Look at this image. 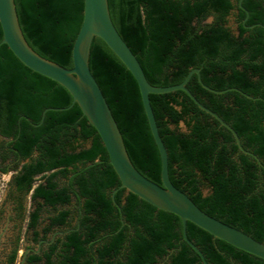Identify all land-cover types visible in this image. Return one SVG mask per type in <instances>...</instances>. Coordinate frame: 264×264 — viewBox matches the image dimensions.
Returning a JSON list of instances; mask_svg holds the SVG:
<instances>
[{
	"label": "trees",
	"instance_id": "trees-1",
	"mask_svg": "<svg viewBox=\"0 0 264 264\" xmlns=\"http://www.w3.org/2000/svg\"><path fill=\"white\" fill-rule=\"evenodd\" d=\"M27 45L41 58L72 68V45L83 0H13ZM107 0L110 20L152 86H186L218 114L255 154L262 167L238 151L233 137L197 108L183 91L149 95L168 154V176L209 216L264 244V0ZM233 15L236 33L226 26ZM212 18L210 23L206 19ZM2 32L0 28V42ZM89 70L97 82L133 167L161 185L160 160L138 87L121 61L93 38ZM61 85L25 67L0 45V172L16 160L14 181L33 203L50 207L49 229L65 232L44 253L47 264H202L182 239L181 220L119 188L95 129ZM70 106V107H69ZM69 107V108H68ZM46 108H67L47 110ZM179 123L185 131L178 130ZM63 180V182H60ZM208 192L203 193L202 189ZM117 189L111 198L112 191ZM41 205L38 206V208ZM60 209V210H59ZM38 210L31 225L38 220ZM187 238L207 264H264V260L213 238L192 223Z\"/></svg>",
	"mask_w": 264,
	"mask_h": 264
},
{
	"label": "water",
	"instance_id": "water-1",
	"mask_svg": "<svg viewBox=\"0 0 264 264\" xmlns=\"http://www.w3.org/2000/svg\"><path fill=\"white\" fill-rule=\"evenodd\" d=\"M241 3L242 0H237L238 8L246 14L243 20L244 23L248 13ZM254 26L264 27L261 24L244 27L252 28ZM0 28L2 32L0 45H6L10 52L25 67L34 73L55 81L70 93L72 97L70 106L77 104L82 115L98 134L107 153L108 163L119 180L118 189L123 188L126 192L136 195L139 199L156 209L179 217L181 220L182 239L199 256L202 264H207L204 256L186 236L187 222L192 223L215 239H219L236 249L264 260L263 243L258 242L241 230L204 213L187 194L172 185L168 176V154L158 132L149 95L183 91L199 110L216 120L220 126L231 134L239 152L252 157L262 167L259 158L242 147L236 131L218 114L200 103L187 88L186 84L190 77L195 74L200 86L211 93L222 94L227 91H236L250 100H260L261 98L252 97L237 88L211 89L201 81L198 69H191L179 84L166 87L152 86L146 80L135 55L115 30L109 17L107 0H83L82 22L73 41L71 51L73 66L70 69L63 68L41 58L27 45L17 22L13 0H0ZM95 37L101 39L121 61L138 87L142 109L159 155L161 185L142 176L133 167L128 158L110 108L88 67L89 50ZM64 109L67 108H46L42 116L47 110ZM116 191L117 189L112 191V200Z\"/></svg>",
	"mask_w": 264,
	"mask_h": 264
},
{
	"label": "flooded vegetation",
	"instance_id": "flooded-vegetation-1",
	"mask_svg": "<svg viewBox=\"0 0 264 264\" xmlns=\"http://www.w3.org/2000/svg\"><path fill=\"white\" fill-rule=\"evenodd\" d=\"M15 162L11 158L6 160L2 166L9 170L0 172V176L8 178L0 202V264H47L48 261L57 263L62 258L55 255L46 257L44 253L51 245L57 244L58 248L61 241L57 243V240L65 232L61 226L49 229L50 207L39 199L37 203H33L31 191L25 194L18 189L14 181L18 168H12ZM39 205L41 207L38 208ZM36 209H39L38 220L32 226L31 216ZM162 263L157 258L155 264Z\"/></svg>",
	"mask_w": 264,
	"mask_h": 264
},
{
	"label": "rangeland",
	"instance_id": "rangeland-1",
	"mask_svg": "<svg viewBox=\"0 0 264 264\" xmlns=\"http://www.w3.org/2000/svg\"><path fill=\"white\" fill-rule=\"evenodd\" d=\"M212 21V18H208L206 19L205 23H210ZM225 26L233 33H236V21H235V18L233 15H230L226 18V23H225ZM178 130L184 132L185 131V128H184V125L182 123H179L178 125ZM8 178L6 177H2L0 176V202L2 201L3 199V191H4V186H5V183H6V180ZM60 182H63V180H61ZM203 193H207L208 192V189L207 188H203L202 189ZM28 202V200H27Z\"/></svg>",
	"mask_w": 264,
	"mask_h": 264
}]
</instances>
